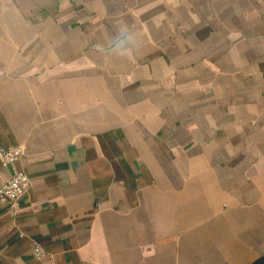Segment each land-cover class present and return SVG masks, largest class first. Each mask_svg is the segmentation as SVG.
Returning <instances> with one entry per match:
<instances>
[{
    "label": "crops",
    "instance_id": "0c3cea01",
    "mask_svg": "<svg viewBox=\"0 0 264 264\" xmlns=\"http://www.w3.org/2000/svg\"><path fill=\"white\" fill-rule=\"evenodd\" d=\"M0 145L24 147L0 183L30 179L0 264H252L264 0H0Z\"/></svg>",
    "mask_w": 264,
    "mask_h": 264
},
{
    "label": "built area",
    "instance_id": "2783aa9c",
    "mask_svg": "<svg viewBox=\"0 0 264 264\" xmlns=\"http://www.w3.org/2000/svg\"><path fill=\"white\" fill-rule=\"evenodd\" d=\"M24 154V147L17 145L5 148L0 145V162L3 166L14 163ZM30 179L27 173L21 169H13L11 175L0 183V202L5 203L13 214L20 209L19 199L27 191ZM22 234V233H21ZM33 252L37 259H41L46 252L37 242L34 243Z\"/></svg>",
    "mask_w": 264,
    "mask_h": 264
},
{
    "label": "clouds",
    "instance_id": "9594fccd",
    "mask_svg": "<svg viewBox=\"0 0 264 264\" xmlns=\"http://www.w3.org/2000/svg\"><path fill=\"white\" fill-rule=\"evenodd\" d=\"M138 34L131 30L127 24L120 23L116 26L115 35L112 41L113 46H117L120 49L119 55H127L133 51L137 43ZM97 54L101 55L104 48L101 44L96 45Z\"/></svg>",
    "mask_w": 264,
    "mask_h": 264
},
{
    "label": "trees",
    "instance_id": "16d2710c",
    "mask_svg": "<svg viewBox=\"0 0 264 264\" xmlns=\"http://www.w3.org/2000/svg\"><path fill=\"white\" fill-rule=\"evenodd\" d=\"M252 264H264V257L256 259Z\"/></svg>",
    "mask_w": 264,
    "mask_h": 264
}]
</instances>
